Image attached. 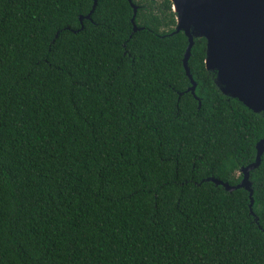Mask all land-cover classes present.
I'll return each mask as SVG.
<instances>
[{"label":"trees","instance_id":"16d2710c","mask_svg":"<svg viewBox=\"0 0 264 264\" xmlns=\"http://www.w3.org/2000/svg\"><path fill=\"white\" fill-rule=\"evenodd\" d=\"M0 0V264H264V117L170 0ZM82 25V27H81ZM57 34V36H56ZM200 101V105L198 104Z\"/></svg>","mask_w":264,"mask_h":264},{"label":"water","instance_id":"95a60500","mask_svg":"<svg viewBox=\"0 0 264 264\" xmlns=\"http://www.w3.org/2000/svg\"><path fill=\"white\" fill-rule=\"evenodd\" d=\"M176 13V25L172 33L183 31L188 44L182 63L190 86L187 88L194 96L196 83L193 80L188 59L195 37L206 40L205 67L214 70V82L227 96L236 98L254 112L264 117V0H170ZM132 7V31L139 27L134 22L137 5L128 0ZM96 5L82 20L90 19ZM82 27V25H81ZM57 36V34H56ZM195 98H197L195 96ZM200 105V101L198 100ZM256 155L252 163L241 168L242 178L230 185L214 177L205 180L221 184L226 190L242 187L249 192V208L252 211L253 189L249 181V171L260 163L264 151V137L256 143Z\"/></svg>","mask_w":264,"mask_h":264}]
</instances>
